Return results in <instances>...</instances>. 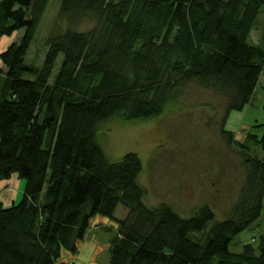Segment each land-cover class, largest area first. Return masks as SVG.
Masks as SVG:
<instances>
[{
	"label": "trees",
	"instance_id": "trees-1",
	"mask_svg": "<svg viewBox=\"0 0 264 264\" xmlns=\"http://www.w3.org/2000/svg\"><path fill=\"white\" fill-rule=\"evenodd\" d=\"M49 2L0 0V38L25 30L0 54V181L26 179L20 202L0 199V264H75L64 252L97 214L118 224L109 264H264V234L230 248L264 211V156L247 153L241 194L217 220L207 204L188 217L147 206L140 156L110 160L98 140L100 122L159 116L191 83L226 97L222 132L237 139L224 124L264 71V44L249 42L264 0H62L31 67ZM253 128L241 145L264 151V122Z\"/></svg>",
	"mask_w": 264,
	"mask_h": 264
},
{
	"label": "rangeland",
	"instance_id": "rangeland-1",
	"mask_svg": "<svg viewBox=\"0 0 264 264\" xmlns=\"http://www.w3.org/2000/svg\"><path fill=\"white\" fill-rule=\"evenodd\" d=\"M61 1L50 0L41 19L27 58L31 67L43 61L47 50L46 38L57 20ZM262 32L264 10L249 42L263 45L264 38L259 39ZM24 33L25 30H20L11 36H1L0 54L12 43H19ZM0 65L6 73L8 69L1 60ZM24 77L32 76L25 74ZM225 104L223 94L191 83L182 88L176 101L170 102L159 116L146 120H125L114 116L100 122L98 140L110 160H117L129 152L140 156L143 170L138 182L146 191L144 203L147 206L167 203L188 217L207 204L215 211L216 219L223 220L233 209L246 181L249 168L247 153L264 156L263 149L256 142L241 145L249 133L260 135L261 132L254 130L253 125L264 122V71L247 107L232 110L224 124L237 139H228V135L222 132ZM25 186L26 179L17 174L1 180L0 199L12 198L20 202ZM127 213V209L118 206L117 217L124 218ZM117 226L116 220L95 215L84 240L78 242V251H66L63 258L75 264H109L110 240ZM262 234L264 211L258 220L237 236L230 248L239 251L243 242L254 237L258 241Z\"/></svg>",
	"mask_w": 264,
	"mask_h": 264
},
{
	"label": "crops",
	"instance_id": "crops-1",
	"mask_svg": "<svg viewBox=\"0 0 264 264\" xmlns=\"http://www.w3.org/2000/svg\"><path fill=\"white\" fill-rule=\"evenodd\" d=\"M253 32H254V30L252 31V34H253ZM262 35L264 36V32H262ZM262 35H260L261 37L259 38V39H262L263 37H262ZM254 36V35H253ZM260 41V40H259ZM260 81V80H259ZM248 127H250L249 125H248ZM10 196H11V194H10ZM5 198V197H4Z\"/></svg>",
	"mask_w": 264,
	"mask_h": 264
}]
</instances>
